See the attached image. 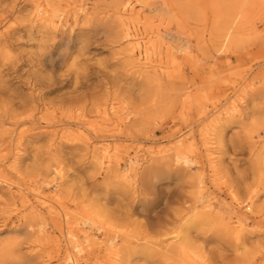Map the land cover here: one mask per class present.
Returning <instances> with one entry per match:
<instances>
[{"label":"rangeland","instance_id":"374dc122","mask_svg":"<svg viewBox=\"0 0 264 264\" xmlns=\"http://www.w3.org/2000/svg\"><path fill=\"white\" fill-rule=\"evenodd\" d=\"M38 1L0 0V264H72L67 232L88 248H70L80 264L264 261V17L251 1L129 0L137 12L121 17L124 0H48L66 20L55 29L34 20ZM124 18L154 43L147 67ZM131 163L125 181L116 168Z\"/></svg>","mask_w":264,"mask_h":264},{"label":"bare ground","instance_id":"6f19581e","mask_svg":"<svg viewBox=\"0 0 264 264\" xmlns=\"http://www.w3.org/2000/svg\"><path fill=\"white\" fill-rule=\"evenodd\" d=\"M251 4L248 7V9L251 10V12H255L260 16L264 17V0H250ZM137 12L135 10V7L133 4L130 3L129 0H124L123 3L120 6V9L118 10V13H120L121 17H126L127 15H132L133 13ZM33 16L34 20L39 21L43 26H48L51 28H57L60 25L66 24L65 22H62L61 16L62 13L56 12L55 9H53L48 0H43V1H38L35 2L34 4V11H33ZM72 16V23L76 24L80 19H88V14L86 11V8L81 6L79 9H73L71 12ZM121 29L120 32L122 34V37L126 41V47L128 52L132 54V56L135 59V64L139 68L142 67H147V64L150 63V49L154 47V43L149 46L148 40L142 39L139 34L134 31L125 21V18L121 21ZM237 104L233 105L232 112H238L239 109L237 108ZM177 141H180V139H177ZM174 161L176 163H180L182 165H189L193 163V160L187 159L185 156H181L179 154H176L174 157ZM111 163V159L109 158L107 160V164ZM116 164H118L115 161ZM133 163L129 164L127 167L123 169H118L119 176L125 180V181H130L133 178ZM58 176L61 177V173L57 170ZM41 193V192H40ZM40 193H35V195L38 198H41L42 200L47 199L45 195L40 194ZM253 195V194H252ZM252 202V200H251ZM202 207H210V203H207L205 205H202ZM242 218L246 219V217H241L239 214L236 217V226L242 225ZM39 228H42V224L39 225ZM176 236V234H175ZM87 238V237H86ZM113 238H109L106 242L109 243L110 247L113 246L112 240ZM88 240V239H87ZM77 239L75 238V233L72 232H67L66 238H65V246H64V252L65 254V259L68 261H71L72 264H80V258L82 257L81 255H77L76 253H73L70 248L74 247V249L78 252V254L82 251L86 252L88 249L87 247H81L77 243ZM90 245L87 244L86 246ZM70 251H69V250ZM151 251H147L146 253H150ZM263 258L261 257L259 261H257L255 264H264V261L262 260Z\"/></svg>","mask_w":264,"mask_h":264}]
</instances>
